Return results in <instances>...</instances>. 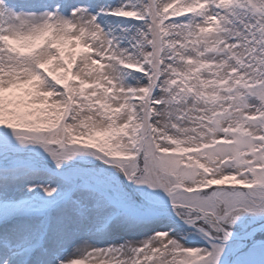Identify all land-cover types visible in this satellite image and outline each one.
I'll return each instance as SVG.
<instances>
[{
    "label": "snow or ice",
    "instance_id": "obj_1",
    "mask_svg": "<svg viewBox=\"0 0 264 264\" xmlns=\"http://www.w3.org/2000/svg\"><path fill=\"white\" fill-rule=\"evenodd\" d=\"M0 264H264V0H0Z\"/></svg>",
    "mask_w": 264,
    "mask_h": 264
}]
</instances>
